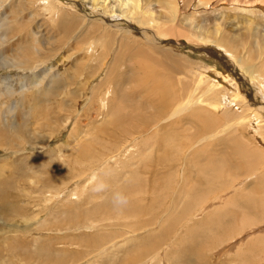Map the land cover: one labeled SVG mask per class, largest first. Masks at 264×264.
<instances>
[{"label":"rangeland","instance_id":"374dc122","mask_svg":"<svg viewBox=\"0 0 264 264\" xmlns=\"http://www.w3.org/2000/svg\"><path fill=\"white\" fill-rule=\"evenodd\" d=\"M55 1L53 3L59 5H55L53 16L52 12H47L51 11L49 6L44 2L38 3V0L0 2L1 20H12L5 34H2L4 25L0 26V59L4 55L19 58L23 49L30 60L37 59L41 64L33 71L16 68L14 65L0 66V81L4 79V82H0V108L7 109L6 105L13 101L17 106H12L14 109L11 108L7 116L0 117V185L6 193L4 199L13 202L12 206H21L20 216L14 219L11 213L5 214L3 218L2 213L6 210L0 209V264H125L126 260H136L143 251L149 253L146 259L152 258L151 264L159 259L160 264H264V197L258 206H250L256 207L253 213H248L249 207L243 201L233 204L232 200L227 203L228 194L234 193L230 191V184L220 194L223 202L213 203L208 211H200L199 203L194 199L195 196L199 199V194L203 197L202 193L208 198L207 193L211 192L206 181L200 183L194 179L202 178L205 173L209 175L211 167L215 166L206 160L208 151H214L209 157L220 155L217 160L222 163V169L215 171V174L225 176L229 170H236L241 165L243 134L248 136L251 147L257 144L247 130V124L239 126L235 135L237 139L233 140L230 148L231 141L228 145L223 143L226 145L224 152H220L222 144L217 143L221 142L219 138L225 137L221 132L213 139L216 143L212 148L214 150L208 149L200 157H192L190 166L186 168V171H191L190 183L186 186L180 181L177 187V169L163 168L162 159L165 155L162 153H167L171 158L182 157L176 145L185 144L189 132L202 131V127L209 123L208 120L198 115V120H161L156 129L150 130L151 125H154L152 123L148 128L150 131L144 132H158L151 142L145 140V137L151 136L143 132L123 134L116 128V125L123 122L120 120L128 122L130 118H136V113L139 114L137 119L149 120L151 111L161 106L167 82L177 77L192 80V71L189 72L190 76L186 73L189 66L195 68L203 62L214 64L223 75L235 77L236 83H244V87V78L248 80L246 75L239 70L233 72L229 65L224 64L225 59L221 55L228 58L224 51H217L220 57H216L206 52L209 46L190 42L186 36L180 38L179 42L176 37L174 39L172 36L156 34L152 28L139 21L142 16H137L139 10L131 5L124 6L123 1H108L107 8L97 14L94 9L91 10L89 0ZM152 6L157 13L163 11L157 3ZM190 10L194 11L190 20L195 26L212 28L218 23L222 30L235 29L234 32H239L242 28L237 24L246 18L254 19L253 23L260 22V17L254 16V13L239 12L227 3L221 6L214 4L206 9L191 6L187 11ZM101 15L110 18V25H113L109 27L110 30L101 28ZM184 15L180 13L178 20L185 19ZM93 20L94 26L90 24ZM242 26V30H246V24ZM33 27L38 30L41 42L34 43L27 35V31ZM123 27L125 31L121 30ZM112 30L118 31L113 33ZM195 31L199 35L198 29ZM100 32L103 33L101 40ZM195 39L199 41V38ZM166 44L176 47L182 53L180 55L185 56L180 58V64L174 60L173 52L167 49L152 52L153 47L164 48ZM29 47L32 50L33 47H39L40 52L38 49L31 53ZM210 47L216 48L214 45ZM95 54L98 56L95 57ZM100 54L103 57L102 63L98 60ZM107 58L110 61L107 66L112 67L111 73H105ZM242 61L247 64L260 60L242 58ZM94 65H99L98 69L102 70L95 71ZM43 73L46 77L41 79ZM223 75H217L220 82H223ZM30 77L34 80L32 86L26 83L30 82ZM194 81L188 91L193 89ZM10 84L17 92L7 96L4 91ZM24 86L29 88L20 92L19 88ZM244 87L240 86L242 90ZM104 91L106 95L116 92L115 96L103 97L107 104L102 108L97 96ZM252 97L250 93L248 98ZM171 121L174 128L165 126ZM209 124L215 131L221 125L219 120ZM175 129L180 131L179 137L175 135ZM111 134L120 136L118 143L108 140ZM90 143L94 144V148L90 147L89 150L93 155L91 160L75 163L73 167L71 164L75 161V154L80 153V150L84 153ZM129 150L133 154L128 155ZM257 153L261 155V152ZM66 156H69L67 159L70 161L66 162ZM187 157H191V154ZM197 170L199 173H195ZM120 175L121 179L118 178ZM6 180L8 184L4 185ZM137 180L142 182L139 187ZM248 183L247 192L250 195L243 196V200L251 201L253 197L250 196L259 197L264 194V188L259 184ZM53 187L66 189V193L49 200L45 197L49 192L47 188ZM183 187L185 190L182 193ZM73 188L77 191L85 188L86 191L69 196ZM137 188L142 195L141 200L132 206L127 197L129 194L133 197ZM178 193H181L180 197ZM218 193L217 190L212 192L208 203L214 201L213 197ZM219 205H223V214L208 213ZM231 205L236 212L226 213L231 210ZM131 210V220H120L124 212ZM243 212L246 214L243 215ZM155 216L159 220L149 226L153 229L151 233L144 228L139 229L137 234L126 233L124 231L127 228L123 229L117 223L120 220L132 225L139 218L140 222H137L142 224V221ZM162 220L166 224L158 226ZM144 233L146 235L140 236L142 238L138 237ZM10 239L18 240L24 247L20 245L18 249V245L12 242L15 250L11 251ZM229 242L232 243L227 244ZM13 251L18 254H13Z\"/></svg>","mask_w":264,"mask_h":264},{"label":"bare ground","instance_id":"6f19581e","mask_svg":"<svg viewBox=\"0 0 264 264\" xmlns=\"http://www.w3.org/2000/svg\"><path fill=\"white\" fill-rule=\"evenodd\" d=\"M1 1L2 0H0V2ZM108 1H111V0H89V2L91 3L90 5L92 7L91 10L94 9L95 13L96 12L97 13L102 12L104 9L107 8L106 2H108ZM116 1L117 2L123 1V2H125V4H123L124 6L131 5V6L135 7L136 9H138L139 12H137V16L142 15L141 18L139 19V21L141 23L145 24L147 27L152 28L155 31V33L158 35L172 36L174 39L176 37V40H178L179 42H180V38L186 36V39L188 41L191 40L195 44L198 43L197 45H205V47L209 46V47H207L206 52H209V53H211V55L216 56V57H220L219 55H217L218 54L217 51H221V52L224 51L228 55V58H226L224 55H221V58L225 59L224 64L229 65V67L231 68V70L233 72H236L237 70H239L240 72L245 74L246 77L248 78V80L245 78L243 80L246 83V85L244 87V83L243 84L242 83L240 84L239 82H238L239 84L236 83V81L234 80L235 77L234 78L230 77V75H228V74L223 75L222 71L217 69L216 65H214V64L208 65V64L203 62L195 68L189 66V69L186 71V73L188 76H190L191 73H189V72H190V70L192 71V80H189L187 78H185L184 80H181L180 78L177 77L174 81L167 82L166 83L167 88L165 89V94L163 95L165 97L162 99L161 106H159V108L157 107L156 109L151 111L150 116H149V120H145L144 118L137 119L139 117V114L136 113L135 114L136 118H130V121H128V122L126 120L122 119L120 121H123V122L119 125H116V128H119V131H121L123 134H127V133L129 134V132H137L139 134H141V132H143V134H145L144 132L147 133L150 130L156 129L159 121H161V120H173V121L174 120H198V116H202L203 120L206 119L209 121V123H213V124L217 120H219L221 125L217 131H215L213 129V126L208 123L207 126L202 127L203 130L199 131V133L193 132V131L189 132V134L186 135L187 140H186L185 144H177L176 145V149L178 151H180V154L183 155L182 157L171 158V156L168 155L167 153H165V152L162 153L163 155H165L164 159H162L163 168L174 167L177 169L178 179L175 182V186L177 187V185L180 186L179 185L180 181H182L181 183H184L186 186L190 183L189 178L191 176V171H188V170L186 171V168H188L190 166V161L192 160V157H194V156L200 157L202 152H205L206 150L208 151V149L214 148V145L216 144L214 140L216 137H218L217 135L221 132L224 133L223 135L225 137H223V139H225V140L219 138L218 140H221V142L217 141V143L222 144V149L220 152H224L223 151L224 146H226V145H223V143L228 145V143L231 141V143L229 144V147H228V148H230V146L234 143L233 140L237 139L235 137V135L237 133V130H239V126H241L242 124H247L249 126V129H247V130H249L250 135L256 139L258 145L253 144L252 145L253 147H251L249 145L251 141L248 140V136L246 134H243L242 139H244V140H243L241 165L236 170H229V174H227L225 176H220L218 174H215V171L219 172L222 169V163L217 160V158H219L220 155L209 157V155L212 154L214 151H208L207 152L208 157L206 160H208L209 163L215 164V166L211 167V169H210L211 172L209 171V173H208L209 175H207L205 173V176H203L202 178L199 179V178L195 177L194 179L196 182H200V183L202 181H206L207 186L211 189V192L207 193L208 198H207V195L205 193H202L203 197L200 196L201 194H199V199L197 196H195L194 199L196 201H198V203H199L198 207L200 208V211H208V209H210L212 207L213 203L223 202L222 195H220V194L230 184V191H233L234 193L231 192V193H233V195H231L230 193L228 194L227 203H230L232 200H233V204L236 202L240 203L243 201V203H245L246 206L249 207L248 213H251V212L253 213V211H255L256 207L251 208L250 206L252 204L258 206L260 199L262 197H264L263 196L264 194H262V195L260 194L259 197L250 196V197H253V199L255 197V200L252 199L251 201L248 199L243 200V196L248 197L250 195L249 192H247V186L249 184L248 181L252 182V183L253 182L257 183V184H259V186L261 188L262 187L264 188V113H263V111H264V109H263V107H264V82H263V80H264V64L262 63V61L264 59H261L262 57L264 58V0H113L112 2L114 3ZM39 2H44L49 6V9L51 11H47V12H52L51 16H53L55 14V5L58 3H53V0H38V3ZM55 2H58V0H56ZM194 2H195V4H194ZM155 3L159 4L163 8V11L157 13L155 10H153L152 5H154ZM196 3H198V4L196 5ZM226 3L229 4L230 8H234L235 10H238L239 12L240 11L241 12H243V11L249 12L250 11V12L254 13V16H256L258 18L260 17V22L256 21L258 23H255V22L253 23L254 19L250 20L249 18H246V20H244V22L237 24V26H241L242 29H244V27L242 25L246 24V27H245L246 30L240 29L239 32H234L235 29L234 30L230 29L229 31L228 30L227 31L222 30L221 25L218 23L214 27L209 28V27H203L200 25L195 26L193 24V21L190 20V18H192V14L194 11L193 10L187 11V10L191 6H194L196 8L198 6H202L206 9L210 6H213L214 4H216V6H221L222 4H226ZM0 6H2V5H0ZM41 13H42V11H41ZM180 13L185 14L184 17H186V18L178 20V16H180ZM58 14H60V13H58ZM100 18H101V21H99V20L98 21L102 22L101 28L103 30H105V29L110 30L109 27L113 26V25H110V23H111L110 18L106 17L105 15H101ZM52 19H54V18H52ZM102 19H105L107 21L105 22V20L103 21ZM11 21L12 20H8L7 22H3V20H1V18H0V26L4 25L2 34H5L6 31L9 29L8 26H9V23H11ZM241 21H242V19H241ZM93 22H94V20L90 21V24L93 25ZM197 29H198L199 35H197V33L195 31ZM121 30L125 31V27H123ZM112 31H113V33H115L118 30H112ZM102 34L103 33L100 32V36H99L100 40L103 36ZM104 34H106V33H104ZM27 35L29 36V38H32V41L34 43L41 42L40 36L38 37L39 32L35 27L29 29L27 31ZM194 38H197V39L199 38V41H194ZM19 39H20V37H19ZM197 39H195V40H197ZM138 42H140L139 39H138ZM176 43H178V42H176ZM211 45L216 46V48H211L210 47ZM101 46H103V45H101ZM165 46L166 47H164V48L153 47L152 52L154 50L167 49V50L173 52L172 54L174 55V60L180 64V62H181L180 58H185V56L180 55L182 53H179V51L177 50L176 47L173 48L172 46H169L167 44ZM90 47L91 48L93 47L92 44L90 45ZM102 48H104V47H102ZM19 49H21V48H19ZM38 49H39V47H33V50H32V48H30V52L32 51L31 53H35L38 51ZM26 51L29 52L28 49H26ZM38 52H40V49ZM42 53H43V51H42ZM96 56H98V54H95V57ZM13 57H16V56H13ZM18 57L19 58H10L7 55H4V58L0 59V66L6 67V66L14 65V66H16V68L26 69L27 71H33L34 69L39 68L41 66V64H39L40 62L37 59L30 60V58L27 56V54L23 53V49H22V54L18 55ZM242 58H250V59H254V60L259 59L260 61H253L251 63L245 64L242 61ZM102 59H103V57L100 54L98 60H101V63H102ZM108 59L109 58H107V62H105V65H104L106 72H105V70H103V72H105V73H111V71H112V67L107 66V64L110 62V61H108ZM42 60H44V59H42ZM101 63H100V65H101ZM238 64H240L239 65L240 67H238ZM93 68L97 72L99 70H102V68L98 69L99 65H94ZM30 74H33V72ZM218 74L223 75L222 76L223 82H220L217 79ZM31 77H30L31 80H29L30 82H26V83L31 84L32 81H34ZM44 77H46L45 74H44V76H40L41 79H44ZM194 80H196L197 82ZM192 81H194L193 89L188 91L189 86H190ZM0 82H4V79L1 80ZM30 84H28V85H30ZM0 85H1V83H0ZM20 85H21V83H20ZM31 86H32V84H31ZM240 86L244 87V89L242 90V88H240ZM24 88H21V89L19 88L20 92L26 91L27 88H29V87L24 86ZM184 88H186L187 91H185ZM5 89L6 90L4 92H6V94H8L7 96H9L10 94H14V92H17V91H15L16 89L13 88L11 84L9 86H7ZM249 91H250V93L253 94V97H252L253 99L248 98V95L250 94ZM1 92H2V90H1ZM1 92H0V95H1ZM115 92L116 91L112 92L110 95L115 96V94H114ZM195 92L198 94L197 99H195ZM110 95H106V91L98 94L97 98L100 100V104H101L100 106L102 108H104L105 104H107L106 100H104L103 97H107ZM250 100H251V102H250ZM248 101L251 104L248 103ZM6 103H8V102H6ZM15 103L16 102L13 101V102H10L9 104H7L6 105L7 109H5V107L0 108V117L1 116H7L9 114V110L11 111L12 109L15 108V106H16ZM241 104H243V106H241ZM12 106H14V108H12ZM192 122H195V121H192ZM192 122H190V124ZM126 123H128V125ZM152 123H154V125H151L150 130H149L148 128H149L150 124H152ZM8 124H10V123H8ZM11 125H13V124L11 123ZM173 125H174V123L172 124V121H171V123H167L165 126L173 127ZM210 125H211V127H210ZM176 129H175V135L177 137H179L180 131H177ZM199 129H201V128H199ZM127 130H129V131H127ZM116 131H118V130H116ZM100 133H101V131H100ZM156 133H158V132H156ZM156 133L145 134V135L151 136L148 138L145 137L146 138L145 140L151 142L154 139V134H156ZM241 133H243V132H241ZM109 135L110 134H108V136ZM119 135H121V134H119ZM111 136L108 138V140L115 141L116 143H118L119 140L121 139L120 136H115L114 134L113 135L111 134ZM81 145H82V143H81ZM90 147L94 148V144L93 143L88 144V147H87L88 150L86 149L88 152L85 150L83 153L80 150L82 148L78 149V151L80 150L79 151L80 153L75 154V156H74L75 161L74 162L72 161V164H71V165H73V167H74L75 163L79 164L83 160H88V161L91 160L93 155L91 154L92 152L91 153L89 152ZM212 150H214V149H212ZM62 151H63V148H62ZM257 152H261V155H258ZM75 153H76V151H75ZM131 154H133V152L131 150H129L128 155H131ZM190 154H191V157H187V155H190ZM67 157H69V156L65 157L66 162L70 161L67 159ZM166 157H167V159H166ZM71 159H72V157H71ZM230 162L233 163L231 158H230ZM168 163H169V165H168ZM97 167H92V169L97 168ZM65 170H67V169H65ZM195 173H199V170H197ZM166 176H167V174H166ZM176 176H175V178H177ZM121 177H122V175H120V177L118 176V178H120V179H121ZM144 177H146V176H144ZM240 178H242V179H240ZM87 181L89 182L90 179ZM105 182H107V181H105ZM136 182H137V187H139L142 184V182L140 180H137ZM165 182L166 181H164V183ZM5 184H8L7 180L4 182V185ZM97 186H98V184L95 186V188ZM100 186L103 187L102 184H100ZM62 187H63V185H62ZM82 187H83V185H82ZM108 187H109V185H108ZM49 188H47V190L49 192L47 191L48 194L45 196L49 200L57 199L58 196H61L62 194L66 193L65 192L66 189H62V188L61 189L60 188L54 189V187H53V189H49ZM129 188H130V190H132L131 187H129ZM141 188H142V186H141ZM44 189H46V188H44ZM184 190L185 189L183 187V190L181 189L182 193L184 192ZM193 190L195 191V189H193ZM215 190H217L219 193L217 195H215V197H213V199L215 198L214 201H212L211 203H208L209 202L208 199L210 198L211 193L214 192ZM81 191H86V189L82 188L80 191H77L76 188L75 189L73 188L72 191H70L69 196L73 195V194H78ZM197 191H199V190H197ZM238 191L240 193H238ZM139 193H140V191L137 188V190L134 191V193H133V197H131L130 194L127 197V200L130 202V204L132 206L136 205L135 202L139 201V199L141 198L142 195H140ZM171 193H172V189H171ZM175 193H177V192H175ZM262 193H263V191H262ZM5 194H6L5 190L0 185V209L2 211L6 210L5 212L2 213L3 218H4L5 214L10 215V213L13 215V217H12L13 219L15 217L20 216L21 206L19 207V205L13 204V206H14L13 207L12 206L13 202L9 203V201L4 199ZM178 194L180 197L181 193H178ZM178 194H177V196H178ZM234 194H236V195H234ZM193 195H195V194H193ZM230 196L232 199L230 198ZM186 197H187V195H186ZM200 197H202V199H200ZM170 198H171V196H170ZM184 198L182 197V199H184ZM91 199H92V197L90 198V200ZM143 199H145V198H143ZM187 199H188V197H187ZM145 202H146V200H145ZM261 202H262V200H261ZM189 203H190V201H189ZM9 204H10V206H9ZM186 204H187V202H186ZM196 207H197V205H196ZM238 207H239V205H238ZM238 207H236V208H238ZM230 208H231V210H227V211L225 210L226 213H232L233 214L236 212L233 205H231ZM222 211H223V205H219V206H215L213 208V210L211 212H208V213H210V214L219 213L220 214ZM132 212H133V210L128 211V212H124L120 216V220H131L132 219V217H131ZM196 213H194V214H196ZM221 214H223V213H221ZM238 214H234V215L237 216ZM245 214H246V212H243V215H245ZM240 215L242 216V214H240ZM248 216H249V214H248ZM256 219H258V218H256ZM120 220L117 221V223H119V225H121L123 229L127 228L124 231L126 233L137 234L138 233L137 231H139V229H141V228H144L147 232L151 233V231L153 229H152V227H149V226H151L155 222H158L159 217L155 216L154 218H150V219L142 221L144 223V225H142L143 223L142 224L139 223L140 222L139 218L136 219L132 225H129L127 222H122ZM137 221H139V222H137ZM162 224H166V223L162 220L158 223V226H160ZM250 225H251V223L249 224V226ZM123 229H121V230H123ZM121 230L116 231V236L118 235V233ZM144 235H146V234L145 233L140 234L138 237L144 236ZM138 237H135V238H138ZM140 238H142V237H140ZM229 238H232V237H229ZM10 241H11L10 245L12 246V248L10 247L11 251L15 250V247L13 245L15 243L18 245L17 246L18 249H20L21 244L18 243V240L10 239ZM12 242H13V244H12ZM231 243L232 242H229L227 244H231ZM21 246H23V245H21ZM228 250L231 251V249H228ZM7 252H8V250H7ZM12 253L18 254L15 251H13ZM148 255H149L148 252L143 251L141 254H139V256L136 260H126L125 264H137L138 262L143 263ZM0 257H2V256H0ZM153 259H155V257H153ZM151 262H152V258H147L146 261L144 262V264H151ZM160 262L161 261L159 259L155 264H160ZM46 263H47V261H46ZM196 264H197V262H196Z\"/></svg>","mask_w":264,"mask_h":264}]
</instances>
